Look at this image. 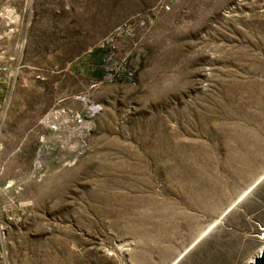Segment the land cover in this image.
<instances>
[{"label":"rangeland","instance_id":"obj_1","mask_svg":"<svg viewBox=\"0 0 264 264\" xmlns=\"http://www.w3.org/2000/svg\"><path fill=\"white\" fill-rule=\"evenodd\" d=\"M263 229L264 0H0V264H248Z\"/></svg>","mask_w":264,"mask_h":264},{"label":"water","instance_id":"obj_2","mask_svg":"<svg viewBox=\"0 0 264 264\" xmlns=\"http://www.w3.org/2000/svg\"><path fill=\"white\" fill-rule=\"evenodd\" d=\"M248 264H264V250H262L254 259Z\"/></svg>","mask_w":264,"mask_h":264},{"label":"bare ground","instance_id":"obj_3","mask_svg":"<svg viewBox=\"0 0 264 264\" xmlns=\"http://www.w3.org/2000/svg\"><path fill=\"white\" fill-rule=\"evenodd\" d=\"M263 231H264V229H263ZM263 235H264V233H263ZM262 250H264V246L262 247L261 251H262ZM261 251H260V252H261ZM260 252H259V253H260Z\"/></svg>","mask_w":264,"mask_h":264}]
</instances>
